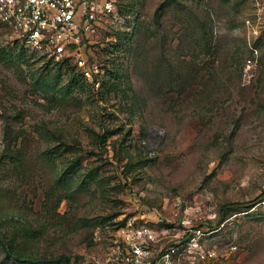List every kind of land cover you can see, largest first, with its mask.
Wrapping results in <instances>:
<instances>
[{
  "label": "rangeland",
  "instance_id": "obj_1",
  "mask_svg": "<svg viewBox=\"0 0 264 264\" xmlns=\"http://www.w3.org/2000/svg\"><path fill=\"white\" fill-rule=\"evenodd\" d=\"M163 1L119 0L86 38L99 86L0 20V237L14 250L108 264L117 227L175 216L179 197L216 227V264H264V198L220 217L264 190V0Z\"/></svg>",
  "mask_w": 264,
  "mask_h": 264
},
{
  "label": "built area",
  "instance_id": "obj_2",
  "mask_svg": "<svg viewBox=\"0 0 264 264\" xmlns=\"http://www.w3.org/2000/svg\"><path fill=\"white\" fill-rule=\"evenodd\" d=\"M119 17V0H0V20L27 47L56 59L68 55L97 86L103 78L99 64L88 60L85 40ZM175 205V216L144 211L117 227L106 251L108 264H216V249L207 245L216 227L197 222L199 204L182 205L178 197Z\"/></svg>",
  "mask_w": 264,
  "mask_h": 264
},
{
  "label": "trees",
  "instance_id": "obj_3",
  "mask_svg": "<svg viewBox=\"0 0 264 264\" xmlns=\"http://www.w3.org/2000/svg\"><path fill=\"white\" fill-rule=\"evenodd\" d=\"M166 1V2H165ZM162 2V4H170V1H175V0H165ZM69 56L65 55L62 58L58 59L60 61H69ZM69 65L73 66L72 64L69 63ZM74 74L76 75H82L83 73L77 71ZM103 82V80H102ZM78 144L77 143H69V144H57L54 145V147L50 150L44 151L45 155L48 156V158L51 155H54L57 151H60L62 148H65V150H72L74 149ZM56 151V152H55ZM55 152V153H54ZM75 165V163H74ZM72 165V167L74 166ZM76 169V165L74 166ZM70 169V170H74ZM70 170L67 171V169H64L60 176L61 178L67 179L70 176ZM264 198V190L255 195L253 198H248V199H237V200H228L225 201L221 204L220 206V217L225 216L230 210L240 208L241 206H246L249 207L253 203L257 202L258 200H261ZM125 220V219H124ZM122 220L121 222H123ZM0 245L4 249V259L9 260V259H16L20 263H25V264H52L55 261H61L64 262L65 264H73L70 260V256L65 254V253H60L58 255H33V254H23L20 253L12 248V245L10 241H8L6 238L0 237Z\"/></svg>",
  "mask_w": 264,
  "mask_h": 264
}]
</instances>
